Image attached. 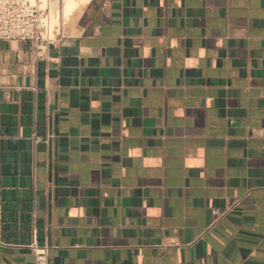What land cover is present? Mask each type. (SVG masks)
Instances as JSON below:
<instances>
[{
  "label": "crops",
  "instance_id": "1",
  "mask_svg": "<svg viewBox=\"0 0 264 264\" xmlns=\"http://www.w3.org/2000/svg\"><path fill=\"white\" fill-rule=\"evenodd\" d=\"M67 18L0 40V264H264V0Z\"/></svg>",
  "mask_w": 264,
  "mask_h": 264
},
{
  "label": "built area",
  "instance_id": "2",
  "mask_svg": "<svg viewBox=\"0 0 264 264\" xmlns=\"http://www.w3.org/2000/svg\"><path fill=\"white\" fill-rule=\"evenodd\" d=\"M64 0H0V40L30 43V52L43 58L47 49L63 38ZM57 4L54 8L52 4ZM3 209L0 203V239ZM31 248L35 264H48V248L35 243Z\"/></svg>",
  "mask_w": 264,
  "mask_h": 264
},
{
  "label": "bare ground",
  "instance_id": "3",
  "mask_svg": "<svg viewBox=\"0 0 264 264\" xmlns=\"http://www.w3.org/2000/svg\"><path fill=\"white\" fill-rule=\"evenodd\" d=\"M78 1L81 0H64L61 10L63 19H66L76 8Z\"/></svg>",
  "mask_w": 264,
  "mask_h": 264
},
{
  "label": "rangeland",
  "instance_id": "4",
  "mask_svg": "<svg viewBox=\"0 0 264 264\" xmlns=\"http://www.w3.org/2000/svg\"><path fill=\"white\" fill-rule=\"evenodd\" d=\"M52 6H53L54 8H56V7H57V4L54 3V4H52ZM69 19H70V18H66V19H64V22H68Z\"/></svg>",
  "mask_w": 264,
  "mask_h": 264
}]
</instances>
